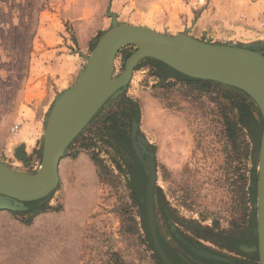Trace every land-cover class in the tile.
Returning <instances> with one entry per match:
<instances>
[{"label": "rangeland", "instance_id": "1", "mask_svg": "<svg viewBox=\"0 0 264 264\" xmlns=\"http://www.w3.org/2000/svg\"><path fill=\"white\" fill-rule=\"evenodd\" d=\"M109 13L119 24L264 52V0H0V143L10 149L0 161L23 172L38 169L49 110L111 27ZM54 32L59 56L37 60L42 38ZM134 49L126 44L117 51L112 76ZM61 67L72 76L58 80ZM121 95L135 101L134 112L127 126L110 130L99 115ZM217 96L192 91L164 63L138 61L125 88L66 147L47 199L25 202V210L0 209V264H166L153 245L146 208L134 200L147 171L131 145L133 119L139 144L154 161L156 226L170 264H230L195 255L180 238L232 262L258 264L256 250L244 247L256 246L262 118L258 110L247 121ZM228 110L244 117L235 141L226 128ZM30 112L41 119V131L26 149L16 134ZM243 214L246 221L235 227Z\"/></svg>", "mask_w": 264, "mask_h": 264}, {"label": "water", "instance_id": "2", "mask_svg": "<svg viewBox=\"0 0 264 264\" xmlns=\"http://www.w3.org/2000/svg\"><path fill=\"white\" fill-rule=\"evenodd\" d=\"M111 16V27L94 43L86 64L77 79L64 89L49 110L40 148V167L34 172L19 171L0 161V209L25 210V202H44L59 180V162L66 147L86 126L96 112L115 98L131 78L138 61L150 57L185 75L210 79L237 87L255 102L262 118L258 150L256 184V250L258 264H264V52L231 43H212L195 39L186 33L167 35L147 26L119 24ZM126 44L135 49L124 59L123 70L112 76L113 59ZM109 71L112 79L103 87L101 82ZM138 122H131L130 139L134 153L147 171L144 204L148 229L153 245L166 264H170L158 237L154 184L156 169L153 158L144 154L137 134ZM195 255L224 263L226 256L196 246L183 238ZM250 264V263H241Z\"/></svg>", "mask_w": 264, "mask_h": 264}, {"label": "trees", "instance_id": "3", "mask_svg": "<svg viewBox=\"0 0 264 264\" xmlns=\"http://www.w3.org/2000/svg\"><path fill=\"white\" fill-rule=\"evenodd\" d=\"M142 61H156L163 64V62L150 57L143 58ZM170 69L173 72L177 73L181 77L182 81L186 82L190 86V88H192V91H197V92L206 91L208 93L218 92L217 97L218 98L221 97V101L224 107L225 108L229 107V109L231 108L230 110L237 108L238 113L239 114L242 113L246 117L247 121H250V119H252L253 117L252 113L258 112V109L252 98L237 87L223 84L221 82L210 79L191 77L183 73H180L172 68ZM135 104L136 103L132 98L127 97L125 95H121L117 100H114V102L108 108L103 110V112L99 115V118L103 124L107 123L105 127L110 130H116L118 127L123 128L129 124L131 120V116L134 112ZM224 119L226 123V128L228 130V135L231 139H234L235 141V136H237L238 130L242 128V125H239V123L244 120V117H240V119L232 117L228 110L224 112ZM79 135L80 134H78L69 143L68 147L77 140ZM83 146L88 147L87 144H84ZM92 160L100 163V160H98L95 154L92 155ZM145 183L146 181H143L138 187L139 191L137 197L139 199L142 198V200L141 199L137 200L138 198L134 199L135 202H137L139 205H143V207L145 206L144 204ZM37 202L38 201H31L28 203L32 205ZM40 207H43V205ZM245 221H246V217L243 214L241 216L239 223L233 225L235 227H240Z\"/></svg>", "mask_w": 264, "mask_h": 264}, {"label": "crops", "instance_id": "4", "mask_svg": "<svg viewBox=\"0 0 264 264\" xmlns=\"http://www.w3.org/2000/svg\"><path fill=\"white\" fill-rule=\"evenodd\" d=\"M57 32V31H56ZM54 32V34H50L48 36H44L42 39L43 41H41L39 44L42 48V52L40 53L39 57L37 60L40 61V59H42V56H48V57H53V56H59V49H61L62 47L58 45L59 43V36L58 33ZM63 54V53H62ZM60 54V55H62ZM77 66H79V62H76V65L74 63V66L70 69V71H72V73H74L75 69L77 68ZM74 69V70H73ZM58 73V80H61V78L64 77H71L72 74L68 73V70L61 68H58L57 70ZM28 118L29 120H27L25 123H22V128L19 131L17 135V139L16 140L18 143H22L25 145L26 149L28 148H32L35 146L37 139L39 137V133L41 131V119H37L36 115L34 114V112H30L28 114ZM16 137V136H15ZM5 140H3L0 143V155L4 154V155H9V148H3L2 144L4 143ZM11 143V138L8 139V143H6V147H9L8 145ZM13 145L15 143H12Z\"/></svg>", "mask_w": 264, "mask_h": 264}, {"label": "bare ground", "instance_id": "5", "mask_svg": "<svg viewBox=\"0 0 264 264\" xmlns=\"http://www.w3.org/2000/svg\"><path fill=\"white\" fill-rule=\"evenodd\" d=\"M111 79H112V77H110L109 71H106V73H105V75L103 77V80L101 82V87L105 86ZM39 167H40V165H39Z\"/></svg>", "mask_w": 264, "mask_h": 264}]
</instances>
